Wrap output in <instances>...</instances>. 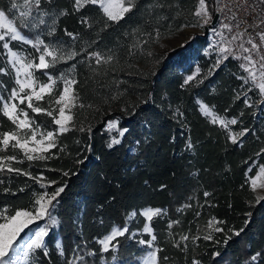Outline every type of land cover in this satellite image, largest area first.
Masks as SVG:
<instances>
[{"label":"trees","instance_id":"trees-1","mask_svg":"<svg viewBox=\"0 0 264 264\" xmlns=\"http://www.w3.org/2000/svg\"><path fill=\"white\" fill-rule=\"evenodd\" d=\"M158 2L160 0H139L138 10L119 24L113 23L102 30L106 18L97 6L89 5L81 12H74L73 0H54V6L67 8L69 15L60 18L57 32L49 40L61 42L66 48L99 51L105 56L114 53L118 62L96 66L94 59L89 62L86 53H81L75 61L57 66L59 71H64L71 63L77 65L75 77L80 81L76 86L79 95L85 105L93 104L94 108H76L73 112L77 121L84 122L85 126L92 124L91 139L87 133L73 130L59 137L57 147L51 150L55 153L53 158L36 162L25 160L23 164L13 162V166L30 171L33 176L43 173V183L56 180L57 185L43 189L26 176L0 174V179L5 181L0 185V207L31 208L33 193L51 192L57 186L67 185L58 198L61 227L52 230L50 258H41V264H63L64 259L73 255L76 245L84 246L85 242V250H98L100 245L93 237L102 238L112 225L122 224L128 212L133 209L139 212L147 207L165 210L151 222L157 236L155 243L164 249L158 254V264H192L193 259L200 264H245L251 253L264 249V200L259 204L255 202L258 194L250 190L249 183L258 172L256 165H264V154L256 155L264 147V112L256 106L259 96L255 91L248 93L252 108L244 105L242 96L234 99L237 91H242L239 88L242 81L236 78V75H244L240 62L229 58L210 73L213 60L201 54L206 44L203 38L170 52H161L162 43L180 32L182 24L195 22L191 13L198 0H164L171 7L153 11ZM209 2L214 4V0ZM8 3L9 0H0V7ZM177 8L182 10L181 15H177ZM82 15L93 22L92 28L80 23ZM65 28L79 33L81 38L73 41L65 35ZM157 28L160 31L158 42L153 31ZM145 32H152V37ZM137 42L140 46L129 55L131 45ZM4 59L0 55V64ZM94 68H98V73ZM197 68L200 69L197 79L190 86L182 87L187 76L193 75ZM48 71L59 75V71ZM35 75L41 82L47 81L41 72ZM0 80L5 82L0 94L6 97L8 92L4 89L10 91L15 86L13 77L0 76ZM57 87L61 88L62 84L58 83ZM118 93L122 94L118 99H110ZM144 99L149 103H141ZM197 100L206 103L220 117L236 118L238 123L231 127V132H239L244 127L253 132L242 138V146L233 145L229 130L204 117ZM47 101L45 96L44 101L35 104L48 108ZM125 107L127 111H121ZM27 111L42 126L55 127L50 123L51 118ZM116 117L120 118L118 128L128 130L123 138L115 130L105 131L106 122ZM14 129L15 125L0 113V131ZM113 137L121 139V143L109 148L107 145ZM189 140L193 145L191 150L186 148ZM89 145L90 151L87 150ZM11 152L9 149V154ZM17 153L19 159H24L19 150ZM77 160L84 162L76 163ZM250 166L252 172H248ZM64 172L69 175L64 176ZM161 185L166 187L161 190ZM4 187H9L16 195L3 192ZM20 188L25 191L19 192ZM205 191L210 193L208 197L203 195ZM186 204L191 207L185 208ZM249 212L252 216L245 231L239 237L232 236L225 245V234L231 235L228 229L245 227ZM212 217L224 222L214 224V227H222L223 233L208 227ZM176 220L180 223L169 229L168 223ZM143 223L145 219L138 214L130 227L142 228ZM209 232L213 240H204L203 236ZM185 234L189 240L182 242L181 247L183 243L188 247L181 251L173 242ZM194 236L200 239L193 242ZM139 238L149 239V236L136 237ZM120 239L124 247L116 253L121 258L119 262L111 260V253L98 252L95 257H85L88 264H140L147 248ZM217 239L221 243H215ZM57 240L65 247V257L58 256L55 250ZM216 251L221 253L220 257H213ZM101 256L106 259L101 260ZM164 256L168 257L167 261L162 259Z\"/></svg>","mask_w":264,"mask_h":264},{"label":"snow or ice","instance_id":"snow-or-ice-1","mask_svg":"<svg viewBox=\"0 0 264 264\" xmlns=\"http://www.w3.org/2000/svg\"><path fill=\"white\" fill-rule=\"evenodd\" d=\"M97 6L103 14L102 30L108 29L111 24H119L134 11L139 9V0H73L72 10L74 12H81L87 6ZM171 7L166 4L164 0H160L153 6V11L156 8L164 9ZM243 11L246 15L251 12H256V15L249 16L251 23L248 20H241L238 18V13ZM182 10L177 8V15H181ZM219 13L214 20V14ZM69 15L67 8L58 9L54 6V0H9V3L4 7H0V55L4 56V61L0 64V76H11L14 79L15 86L11 87L5 97L0 94V113L6 117L12 125H15L14 130L0 131V174L11 175L15 173L17 176H26L35 183L40 184L43 189H48L52 185H57L58 181L50 180L43 183L45 180L43 173L39 176H33L30 171L23 168L13 166L16 164H23L25 160L28 162L46 161L53 158L55 153H51L53 148L57 147V142L60 136L67 134L70 131H79L87 133L91 139L93 126L89 122L85 126L84 122L77 121L73 109H84L85 107L92 109L93 104H87L82 101L79 95V89L76 87L80 81L75 77L76 63H71L70 67L64 71H59L58 65L68 64L70 61H75L81 53H86L87 60L90 62L94 59L96 66L111 65L113 62H118L114 53L104 55L99 51H87L86 48L77 50L73 47H65L61 42L52 41L48 38L54 37L57 32V27L60 18ZM194 17V23H185L180 26V30L187 27L204 28L210 26V31L219 35V42H213V47L218 53V58L209 69L210 73H214L216 69L220 68L229 58L236 61H241L239 68L243 70L246 75H236V78L242 83L239 88L242 91H237L235 100L243 97V103L246 107L252 108L253 102L249 96V92L255 90L259 94V101L256 103L264 104V0H228L226 3H221V0H214V4L209 0H198L195 11L191 13ZM221 16L223 19H221ZM167 19V17H163ZM219 21L220 28L226 30L230 36H225L223 31H217L215 27L216 22ZM235 22V23H233ZM80 23L88 28L93 27V22L89 20L86 15H82ZM246 24V27L241 29V24ZM253 29V33H249L248 29ZM256 29H261L256 31ZM155 41H159L160 31L154 29ZM66 36L73 41L79 40L80 34L73 33L64 29ZM145 35L152 37V32H145ZM258 38V40H257ZM189 41H194L196 38L190 36ZM148 41H143L146 44ZM188 41H186L187 43ZM90 46V45H89ZM140 46V42L134 43L129 49V55L133 54V49ZM30 47L31 51L28 50ZM149 56L151 52L147 53ZM84 62V61H80ZM49 69L59 71V75L54 76ZM98 73V68L93 69ZM36 72L47 77L46 82H41L35 75ZM200 69H196L197 75ZM14 74V76H13ZM107 73H105L106 75ZM197 75H189L184 80L182 87L190 86L191 83L197 79ZM202 82V81H200ZM4 81L0 80V88H4ZM62 84L61 88L57 85ZM103 87V84H100ZM122 95L118 93L117 96H112L111 100H116ZM45 96L48 97L49 107L45 108L35 104L34 102L44 101ZM105 103H109L105 100ZM143 104H148L149 100L141 101ZM32 113L37 115H45L51 118V125L54 128L44 127L42 124L36 122L35 118L29 116V112L20 105H25ZM197 104L201 112L205 116H212V123L219 124L224 129H229V125H237L236 118L225 119L217 116L206 103L197 100ZM214 108V106H213ZM97 112L99 108L95 109ZM121 111H127V107L122 108ZM227 111V110H225ZM179 115H183L179 109L176 110ZM135 114V109H133ZM244 113H241L243 115ZM119 117L110 119L106 122L105 131H117L119 137L123 138L127 129L120 130ZM253 130L244 127L239 132H231L229 130V139L233 145L242 146V138H245ZM39 137V138H38ZM79 143V141H77ZM121 143V139L113 137L108 147L112 148L114 145ZM140 144V141L136 142ZM186 148L191 150L193 145L191 141L186 144ZM9 149L12 150L9 154ZM17 150L23 154L24 159L18 158ZM63 151V148L59 149ZM87 150H91V145ZM135 152V149H133ZM46 153H51L46 155ZM264 154V147L256 153L257 156ZM83 160H77L76 163H83ZM31 167V165H29ZM258 167V174L255 178H250V190L254 193L257 190H264V165H256ZM54 171V169H53ZM248 172H252V166L248 168ZM68 176V172L63 173ZM247 175V173H246ZM258 181H261L258 183ZM248 182V181H246ZM147 183V181L145 182ZM4 179H0V185H4ZM67 185L57 186L53 191L45 190L43 193H33L31 208H15L9 206L0 207V264H18L19 261L30 262V264H41V258H50L49 243L51 240V232L53 229L61 227V220L59 219L57 209L59 207L58 198L65 192ZM161 190L166 185H161ZM3 192L16 195L9 187H4ZM24 188H20L19 192H24ZM208 197L210 193L205 191L203 193ZM115 199V197H111ZM264 200V195H256V203L259 204ZM103 207V205H101ZM185 208L191 207L190 204L184 205ZM181 211V209H177ZM165 213L161 208L147 207L141 209L139 213L133 209L125 215V218L120 225H112L110 231L103 235L102 238L93 237L96 244L100 245L98 250H85L87 242L84 246L76 245L73 249V255L66 258L63 264H88L85 257H95L98 252L101 254L111 253V260L119 262L120 256L116 255L122 247H124L122 240L124 238L128 241H134L136 245L141 248H147L146 254L142 257V264H158V254L163 252V248L156 245L157 236L154 234V228L151 222L155 217H160ZM145 218L142 228L137 227L133 230L130 225L136 221L137 216ZM199 213L197 212V216ZM249 219L245 220V227L239 230L228 229L231 235L225 234L223 243L227 245L232 236L239 237L245 231V228L250 223L252 213H246ZM45 220V226L38 227L31 237L23 245V252L21 255L20 249L16 247L17 240L29 225L37 221ZM99 223L104 224L103 219ZM180 221H171L168 223V228L171 229L173 224H179ZM223 221H217L212 217L208 221V227L213 228V231L223 233L225 230L222 227H214V224H223ZM145 235L150 236V239L139 238ZM193 242L200 239L199 236L191 238ZM204 240H213L211 232L203 236ZM188 235H180L179 241H174L173 246L179 248L181 251L187 250ZM219 244V239L215 240ZM78 249V250H77ZM55 250L60 257L66 256V250L60 240L55 241ZM39 253V257L37 256ZM221 253L216 251L213 257H220ZM101 256V260H105ZM164 261L168 260L167 256L162 258ZM192 264H200L197 259L192 260ZM245 264H264V249L251 253Z\"/></svg>","mask_w":264,"mask_h":264},{"label":"rangeland","instance_id":"rangeland-1","mask_svg":"<svg viewBox=\"0 0 264 264\" xmlns=\"http://www.w3.org/2000/svg\"><path fill=\"white\" fill-rule=\"evenodd\" d=\"M203 31V28H199V27H197V28H192V27H187V28H184L183 30H181L180 32H178L177 34H175L173 37H171V38H169V39H167V40H165L163 43H162V45H161V47H160V50H161V52H163V53H167V52H170V51H172V50H175V49H177V48H180V47H183V46H185V45H187V44H189V43H194V41H189V37L190 36H194L196 39L197 38H199V36H200V32H202ZM195 39V40H196ZM186 41H188L187 43H186ZM207 45L205 44V47H203V49L201 50V54H203L204 56H206V57H210L212 60H213V63L215 62V60L218 58V53L216 52V53H212V52H210V50L209 49H207V47H206ZM28 50L29 51H31V49H30V47L28 48ZM242 70V69H241ZM242 72H243V70H242ZM243 74L244 75H246V73H244L243 72ZM193 75H197V73H196V71L194 72V74ZM13 76H14V74H13ZM13 83H14V79H13ZM253 91H255V90H253ZM256 92V91H255ZM256 95H258L259 96V94H258V92H256ZM259 99H260V97L258 98V101H259ZM200 101V100H199ZM257 101V102H258ZM35 103V102H34ZM256 106H259V110H261V112H264V104H259V103H256ZM20 107L21 108H25L26 110H27V108H26V104L25 105H20ZM198 108H199V105H198ZM212 109V108H211ZM199 111L201 112V110H200V108H199ZM212 111H213V109H212ZM214 112V111H213ZM215 113V112H214ZM201 114L204 116V117H206L210 122L212 121V116L211 115H209V116H205L202 112H201ZM217 115V114H216ZM218 116V115H217ZM220 117V116H219ZM226 119V118H225ZM212 123V122H211ZM215 124H217V125H219L220 126V124H219V121H217V123H215ZM233 125H229V129H226V130H230L231 129V127H232ZM39 138V137H38ZM257 174H258V172H257ZM256 174V175H257ZM255 175V176H256ZM255 176L254 177H252V178H255ZM261 180H264V177H261ZM261 181H258V183H260ZM249 183H250V180H249ZM256 194H259V195H264V190H257V192H256ZM139 213V212H138ZM145 219V218H144ZM145 222H146V220H145ZM43 226H45V224H44V220H40V221H37V222H35L34 224H32V225H29V228L28 229H25V231L23 232V233H21V236L18 238V240H17V244H16V247L18 248V249H20V252H21V255H22V252H23V250H24V248H23V245L25 244V242L29 239V237H31L32 235H33V233L36 231V230H38V227H43ZM149 239H150V236H149ZM147 251H148V249H147ZM146 254V253H145ZM18 264H29V262H25V261H23V260H21V261H19L18 262ZM140 264H142V258H141V260H140Z\"/></svg>","mask_w":264,"mask_h":264},{"label":"built area","instance_id":"built-area-1","mask_svg":"<svg viewBox=\"0 0 264 264\" xmlns=\"http://www.w3.org/2000/svg\"><path fill=\"white\" fill-rule=\"evenodd\" d=\"M226 2H228V0H221V3H226ZM252 2H253L252 0H249V3H252ZM215 14H217V16L221 15L219 13H215ZM255 15H256V12H251L250 11L246 15L243 11H241L240 13H238V18L241 19V20H248V22L251 23L252 21L249 19V16H253L254 17ZM221 19H223L222 16H221ZM233 23H235V22H233ZM215 27L217 28L218 32L219 31H223L225 36H230V34L226 30H223V29L220 28L219 21L216 22ZM244 27H246V24L242 23L241 24V29H243ZM204 28H203V31L200 32L199 38H203L205 40L206 45H207L206 47H207V49L210 50V52L216 53L217 51L213 47V42H219L220 37H219V35H216L212 31H210V26H206V28H207L206 32H204ZM259 30H261V29H256V31H259ZM248 31H249V33H253V29H251V28H249ZM257 40H258V38H257ZM239 62L241 63V61H239Z\"/></svg>","mask_w":264,"mask_h":264},{"label":"water","instance_id":"water-1","mask_svg":"<svg viewBox=\"0 0 264 264\" xmlns=\"http://www.w3.org/2000/svg\"><path fill=\"white\" fill-rule=\"evenodd\" d=\"M216 16H217V14H214V17H213L214 20L216 19ZM206 31H207V28L205 27L204 32H206Z\"/></svg>","mask_w":264,"mask_h":264}]
</instances>
